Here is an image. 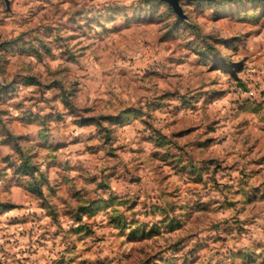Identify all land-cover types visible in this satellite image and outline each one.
Segmentation results:
<instances>
[{
  "label": "rangeland",
  "instance_id": "rangeland-1",
  "mask_svg": "<svg viewBox=\"0 0 264 264\" xmlns=\"http://www.w3.org/2000/svg\"><path fill=\"white\" fill-rule=\"evenodd\" d=\"M0 264H264V0H0Z\"/></svg>",
  "mask_w": 264,
  "mask_h": 264
},
{
  "label": "water",
  "instance_id": "water-1",
  "mask_svg": "<svg viewBox=\"0 0 264 264\" xmlns=\"http://www.w3.org/2000/svg\"><path fill=\"white\" fill-rule=\"evenodd\" d=\"M169 1L170 3H176V0H167Z\"/></svg>",
  "mask_w": 264,
  "mask_h": 264
}]
</instances>
